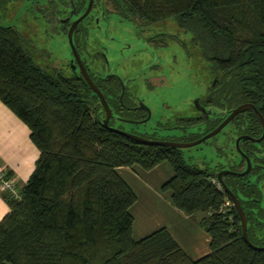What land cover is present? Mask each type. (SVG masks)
I'll return each instance as SVG.
<instances>
[{
	"label": "trees",
	"instance_id": "16d2710c",
	"mask_svg": "<svg viewBox=\"0 0 264 264\" xmlns=\"http://www.w3.org/2000/svg\"><path fill=\"white\" fill-rule=\"evenodd\" d=\"M109 2L127 20L152 24L174 18L192 34L213 75L204 102L218 118L205 133L242 104L254 105L264 118V0ZM34 54L16 29L0 26V102L27 126L39 151L19 197L0 191L9 208L0 220V264H264V250L254 248L264 246V227L258 228L249 200L258 197L254 183L225 179L243 205L249 245L238 214L226 205L228 195L208 168L188 164L179 149L140 144L110 129L118 116L141 118L124 108L118 78L90 74L112 111L104 127V110L88 84L41 68ZM234 122L241 133L262 135L253 110ZM262 144L264 149V139ZM164 161L173 175L161 189L170 191L172 205L186 215L207 216L209 252L197 259L165 227L138 241L132 237L136 195L118 170L149 171Z\"/></svg>",
	"mask_w": 264,
	"mask_h": 264
},
{
	"label": "rangeland",
	"instance_id": "374dc122",
	"mask_svg": "<svg viewBox=\"0 0 264 264\" xmlns=\"http://www.w3.org/2000/svg\"><path fill=\"white\" fill-rule=\"evenodd\" d=\"M59 1L61 18L66 20V0ZM36 2L0 0V26L13 27L24 37L34 48V61L41 68L70 77L74 75L70 66L73 54L67 32L60 19L48 25L37 18ZM102 2L95 0L82 23L80 57L93 75L100 71L102 75L120 78L126 87L128 103L142 104L150 111V118L144 124L114 121L113 128L125 133L135 130L155 140L167 134L181 142L196 139L204 132L203 125L191 127L185 134L175 130L187 117L198 115L195 102L206 97L213 80L209 63L192 42V34L181 29L174 18L144 24L123 19L115 13H104ZM105 5L112 10L108 2ZM167 128L173 129L168 131ZM230 131L229 125L213 138L180 149L184 161L211 172L234 164L239 156L233 155L236 153L233 144L224 146V135ZM118 173L136 195L130 208L135 241L164 226L193 259L200 251L209 252L210 239L203 223L207 216L201 212L184 214L172 205L170 191L161 189L173 175L168 162H161L149 171L139 166L122 167Z\"/></svg>",
	"mask_w": 264,
	"mask_h": 264
},
{
	"label": "flooded vegetation",
	"instance_id": "af4514ba",
	"mask_svg": "<svg viewBox=\"0 0 264 264\" xmlns=\"http://www.w3.org/2000/svg\"><path fill=\"white\" fill-rule=\"evenodd\" d=\"M3 1H11V0H3ZM36 11L39 12V16H37V18L41 19L43 21V23H46L48 25H50L53 20H57L61 21V23L63 24V30L65 32H67V36H68V31L70 30L71 26L79 21L73 31V44L76 48V51L78 53V56L81 60V63L83 64L85 70L87 71L89 77L91 78L90 74L94 77H99V78H104L106 76L109 75H102L104 74L103 72L97 71L95 72V75H93L91 73V70L89 69L88 65L84 62V60L80 57V38L84 35V29L82 27V23L86 20V18L88 17L90 11L92 10V8L94 7L95 4V0H92L91 3V7L87 12L88 9V4H89V0H66V5H67V10L66 12V16L65 18H67L66 20H64V18H61V10H60V1L59 0H36ZM41 2H44L43 5H40ZM62 2V0H61ZM108 4L111 5V3L109 2V0H107ZM103 0L102 4H103V12H107V13H115L117 14L119 17L123 18L122 16H120L117 12L114 11L112 5L111 8L112 10L107 9L105 3H107ZM86 13V15L84 16V14ZM84 16V17H83ZM125 19V18H123ZM71 48V47H70ZM72 51V50H71ZM73 54V52H72ZM102 57H104V55L102 54ZM74 58V55H73ZM72 58V60H73ZM105 59V58H104ZM74 65L76 66L75 70L73 71V76H76L77 78L84 80V77L82 76V73L80 72V69L78 68L77 63L74 61ZM70 66L72 68V64L70 61ZM105 69V67L103 68ZM77 70L79 71V73H77ZM117 78V77H116ZM92 79V78H91ZM119 83L124 87L123 92L121 91L120 94V101L122 102V99L125 95V102L127 104L124 105V108L130 109L131 111H129L130 115H132L134 117L137 116H141L140 119H124L120 116L116 117V121H122L125 122L126 120L128 121H135L134 124H144L146 123L144 120H146L149 116V113L147 111V109H145L146 106L139 104V103H133V104H129L127 101V92H126V87L124 86L123 81L118 78ZM93 81V80H92ZM205 99H199L197 100V106H196V110L198 111V115L194 116V117H187L186 119L183 120L182 123H178L175 127V130H179L181 132V134H185L187 132V130L191 127H200V126H204V132L201 133L196 139L191 140V142L197 141L199 139H201L202 137L206 136L207 134L211 133L213 130H215L228 116L229 114L234 110L230 111V112H224L225 114L219 116L220 118H222V120L215 126L213 127L211 130H209L208 132L205 133L206 128L208 126V124H210L212 119H217L218 116L216 115V111L214 109H212L211 107L207 106L204 102ZM140 106H142L140 108ZM147 108V107H146ZM237 108V107H236ZM204 109V111L202 112L201 110ZM111 110V109H110ZM251 110V109H248ZM215 111V112H214ZM246 111V110H245ZM243 111V112H245ZM150 112V111H149ZM241 112V113H243ZM254 112V111H253ZM239 113V114H241ZM255 113V112H254ZM112 114V111H111ZM238 114V115H239ZM137 115V116H136ZM225 115V116H224ZM236 115L226 126L230 125V134H225L224 135V146H228L231 143L233 144V149L236 151V153H233L234 156H239V159L236 160V162H234V164L228 165V167H221L215 171H213V175L216 178L219 187H221L223 189V187H227V189L232 193V195L236 198V200L238 201L241 210L244 213L245 216V211L243 208V205L241 203V201L237 198V196L230 190V188L225 184V179L227 176H238L240 178H246V182L247 183H254V185L257 188L258 193V197H252L249 200L253 202V213H254V218L255 221L260 224V226H258V228H262L264 227V149H263V144L262 141L260 142H255L254 140L261 138L260 137H251L248 134H244L240 132V128L237 125L236 122H234L235 118L238 116ZM256 115V114H255ZM104 117H105V112H104ZM112 117V116H111ZM110 117V119H111ZM257 117V116H256ZM150 118V117H149ZM109 119V121H110ZM190 119H198L196 123H190L189 120ZM258 119V118H257ZM259 120V119H258ZM108 121V122H109ZM126 121V122H128ZM140 122V123H138ZM132 123V122H130ZM225 126V127H226ZM262 126V125H261ZM224 127V128H225ZM224 128L218 132L216 135L220 134ZM173 128H167L166 130H172ZM263 130V129H262ZM263 132V131H262ZM130 134L139 136L141 138L147 139V140H153V141H165V142H173V143H189V142H181L178 140H174V138L172 135L167 134L164 135V137L160 140H155L154 138H146L144 137V135L142 134H138L135 132V130H132V132ZM142 135V136H141ZM216 135H214L213 137H215ZM211 137V138H213ZM240 138V140L238 141L237 144V139ZM210 139V138H209ZM208 140V139H206ZM205 140V141H206ZM250 142L251 145H247L246 143ZM145 145V144H144ZM156 146V145H154ZM168 147V146H166ZM173 148V147H171ZM177 149V148H174ZM180 150V149H179ZM233 156V157H234ZM247 159L250 162V167L247 169ZM211 172V171H210ZM228 172V173H225ZM245 173L244 175H241ZM221 174V180L218 179V175ZM224 191V189H223ZM225 192V191H224ZM227 194V192H225ZM228 195V194H227ZM229 200L226 203L227 206L234 208L236 213L238 214L235 206H234V202L231 199L230 195H228ZM239 216V214H238ZM240 218V216H239ZM245 220H246V233H247V219L245 216ZM241 222V219H240ZM262 234V233H261ZM260 236V233L258 234ZM248 237V236H247ZM264 248V246L262 247Z\"/></svg>",
	"mask_w": 264,
	"mask_h": 264
},
{
	"label": "crops",
	"instance_id": "0c3cea01",
	"mask_svg": "<svg viewBox=\"0 0 264 264\" xmlns=\"http://www.w3.org/2000/svg\"><path fill=\"white\" fill-rule=\"evenodd\" d=\"M29 136L30 131L27 126L0 102V166L11 172L18 188L27 182L39 157V151ZM8 211L9 208L0 195V220ZM167 230L169 231L168 228ZM169 233L171 234L170 231ZM171 236L174 238L172 234ZM193 252L196 254L197 250ZM206 253V251H200V255H195L196 259Z\"/></svg>",
	"mask_w": 264,
	"mask_h": 264
},
{
	"label": "water",
	"instance_id": "95a60500",
	"mask_svg": "<svg viewBox=\"0 0 264 264\" xmlns=\"http://www.w3.org/2000/svg\"><path fill=\"white\" fill-rule=\"evenodd\" d=\"M91 3H92V0H89V4H88V9H87V12L88 13V10L90 9L91 7ZM86 13L84 14V16L86 15ZM83 16V17H84ZM79 21L75 22L70 30L68 31V41H69V45L71 47V50L73 52V55H74V58L73 60H71V64H72V70L74 71L76 66L74 65V61L77 63L78 65V68L80 69V72L82 73V76L84 77V80L85 82L88 84V86L92 89V91L94 92V94L97 96L104 112H105V117L104 119L102 120V123L104 125V127H108V121L110 119V117L112 116L111 114V110L102 94V92L97 88V86L94 84V82L92 81V79L89 77L87 71L85 70L83 64L81 63V60L78 56V53L76 51V48L73 44V31H74V28L76 26V24L78 23ZM124 90V87L122 85V88H121V91L123 92ZM197 103L198 101L196 100L195 102V105L197 106ZM142 106H140L141 108ZM145 109H147L148 113H149V116L146 120H144L145 122L149 119L150 117V112H149V109L145 107ZM248 109H251L255 112L257 118L259 119L261 125H262V129H263V132H262V136L261 138L259 139H256L254 140L255 142H260L263 138H264V118L262 117V115L256 110V108L254 107V105L252 104H242L240 106H238L237 108H235L230 114L229 116L215 129L213 130L211 133L207 134L206 136L202 137L201 139L197 140V141H194V142H189V143H173V142H165V141H153V140H147V139H144V138H141L139 136H136V135H133V134H130V133H125L121 130H118V129H115V128H110L112 129L113 131H116L120 134H123V135H126L130 138H132L133 140H135L136 142L140 143V144H145V145H156V146H168V147H173V148H177V149H182V148H189V147H193V146H196L202 142H204L206 139H209L211 137H213L214 135H216L218 132H220L236 115H238L239 113L245 111V110H248ZM202 112L204 111V109L201 110ZM128 121V120H126ZM128 122H132V123H135V121H128ZM140 123V122H138ZM240 140V138L237 139V144H238V141ZM250 167V162L249 160L247 159V169ZM225 173H228V172H225ZM245 173L241 174V175H244ZM218 179L221 180V174L218 175ZM224 191L227 192L228 195H230L231 199L233 200L234 202V206L240 216V219H241V228H242V234H243V238L245 240L246 243H248L249 245H251L249 243V240H248V237H247V233H246V220H245V216H244V213L243 211L241 210L240 208V205L238 203V201L236 200V198L232 195V193L227 189V187H223ZM255 249H263L264 248H257V247H254Z\"/></svg>",
	"mask_w": 264,
	"mask_h": 264
},
{
	"label": "built area",
	"instance_id": "2783aa9c",
	"mask_svg": "<svg viewBox=\"0 0 264 264\" xmlns=\"http://www.w3.org/2000/svg\"><path fill=\"white\" fill-rule=\"evenodd\" d=\"M0 191H8L11 196L18 198V187L12 176H7L5 167L0 166Z\"/></svg>",
	"mask_w": 264,
	"mask_h": 264
}]
</instances>
